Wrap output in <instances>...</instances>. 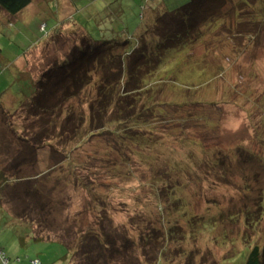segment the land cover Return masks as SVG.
Here are the masks:
<instances>
[{"label": "rangeland", "instance_id": "rangeland-1", "mask_svg": "<svg viewBox=\"0 0 264 264\" xmlns=\"http://www.w3.org/2000/svg\"><path fill=\"white\" fill-rule=\"evenodd\" d=\"M40 1L34 0L25 17L19 19V15H15L12 25H0L3 28L0 31V46L4 45L11 64L57 22L54 18L56 13L60 19L69 21L72 13L67 9L69 4L79 9L74 16L86 21L84 25L94 37L108 40L113 36L127 41L126 50H131L137 47V39L140 44L139 34L141 28L149 23L148 14L155 16L159 10L175 11L190 0H44L47 9L53 10L54 15L51 16L39 10ZM211 1L206 4L207 7H210ZM218 1L225 3V0ZM224 3L221 10H218L219 3L213 5V15L218 16V20H225L219 22L220 26L208 29L206 22V29L191 39L187 49L179 52L178 47L172 52L166 50L162 57L165 65H160V69L157 63L152 66V69L158 68L156 72L159 71L155 80L165 78L163 73L167 69L172 80L153 88V91L161 88V94L154 103L165 113L156 112V127L142 125L141 134L125 139L124 143L113 140L108 143L100 137L85 144V158L81 156L78 160L94 169L96 174L92 176L94 181L90 177L78 181L81 186L93 187L90 193L97 197L96 201L90 203L86 199L89 195L87 191L75 185L78 173L73 166L67 167L69 171L62 166L49 171L50 178L41 186L51 190L52 203L55 204L52 220L63 221L69 209L72 215L70 221L77 217V222L84 226L90 218L96 220L94 213L97 206L108 208L111 220L117 223L129 224L137 215L138 228L155 232L176 225L184 231L187 229L191 237L190 221L194 216L208 220L213 218L211 230L220 235L223 229L230 228L233 244L221 247L213 238H203L200 234L196 245L201 248L202 254L219 261L228 253L231 252L232 256L246 247L237 235L249 228L247 218L257 207L260 189H264V30L263 34L256 29L252 30V35L248 34L236 21V10H240L241 6L232 1L228 2L229 5ZM202 10L205 12L207 8ZM35 11L37 14L33 20ZM213 23H217L216 20ZM228 26L232 31L228 30ZM18 29L25 33L16 35ZM6 41L9 46L4 44ZM215 46H221L219 52ZM58 47L63 45L59 43ZM121 51L123 49L116 52ZM20 59L16 66L19 65L22 77L29 82L21 97L15 99L16 96L11 103V112L31 95L34 87L31 71L36 58L23 53ZM14 68L18 69L15 66L9 69L15 72ZM10 70L1 71V76L6 80L13 77L14 86L20 87L14 80L17 74L12 76ZM174 74L176 78H173ZM203 76L209 79L200 84ZM93 94H97L96 88ZM1 115V122L4 123L5 115ZM40 156L47 170L56 163H52L50 158L45 161L48 156L44 151ZM58 179L63 182L59 180L58 183ZM159 202L162 203L158 208ZM90 208H93L92 212H89ZM10 211L0 202V243L7 248L14 264H22L17 258L26 260L27 255L40 257L43 264H53L66 253V248L59 243L33 240L34 232L19 223ZM127 215L132 216L131 221ZM145 218L151 223H146ZM106 224L113 228L108 218ZM248 232L250 246L256 243L264 245V212L256 231L251 228ZM194 243H189L188 247L193 249ZM201 260L202 255L199 262ZM68 262L58 260L55 264ZM222 264H245V260L237 256L232 261L223 260Z\"/></svg>", "mask_w": 264, "mask_h": 264}, {"label": "trees", "instance_id": "trees-1", "mask_svg": "<svg viewBox=\"0 0 264 264\" xmlns=\"http://www.w3.org/2000/svg\"><path fill=\"white\" fill-rule=\"evenodd\" d=\"M209 1L211 0H190L175 11L159 10L155 16L148 14L149 23L141 28L139 34L140 44L137 39V47L131 50H126L127 41H120L113 36L108 40L97 39L85 27V20H78L71 15L68 21L66 18L60 19L56 13L54 18L57 22L49 30L46 27V34L24 50L23 53L36 58L31 71L34 87L31 95L22 101L17 110L11 112V109L2 108L1 113L6 118L2 125L6 129L0 133V202L11 210L19 223L22 222L34 232L33 240L59 243L66 248V253L53 264L58 260L71 261V264H222L223 260L232 261L237 256L243 258L245 264H264V245L256 243L250 246L248 232L251 228L256 231L262 219L263 188L258 194L256 209H253L252 214L247 212L251 214L247 218L249 228L237 235L246 246L244 251L238 250L232 256L230 252L218 261L208 259L196 245L200 234L203 238H213L221 247L233 244L230 228L223 229L220 235H215L216 232L211 230L214 226L213 218L208 220L194 216L190 221L192 232L189 237L187 229L184 231L181 226L176 225L160 228L155 232L138 228L137 215L132 221V216L130 218L127 215L131 221L129 224L122 221L117 223L110 218L112 215L108 208L96 206V220L92 221L90 218L88 222L87 219L88 224L83 226L77 222V217H74L73 222L70 221L69 217L72 215L69 209L63 221L52 220L51 213L55 204L52 203L51 190H45L41 186L50 178L49 171H54L56 166H62L68 171L73 166V170L78 173L75 183L77 186L80 178L90 177L94 181L92 176L96 174L95 170L78 160L81 156L84 157L83 148L87 147L86 143L100 137L108 143L111 140L124 143L125 139H133L136 134H141L142 125L156 127V112L163 115L165 113L162 112V107L154 103L161 94V88L155 91L153 88L165 81H172L168 69L163 73L165 78L154 79L158 78L159 71H156L160 65H165L162 60L164 53L166 50L172 52L177 47L178 52L187 49L191 39H195L206 29V22L208 29H211L225 21L218 20L219 17L213 15V5L219 3L218 10H221L224 2L212 0L210 7H207ZM231 1L241 6L240 10H235L238 11L236 21L242 24L243 30L251 35L255 29L262 33L264 0H225L226 5ZM31 2L32 0H0V10L15 16ZM203 7L207 8L205 12ZM76 10L79 9L76 7ZM215 20L217 23H213ZM49 24L48 22V26ZM228 30L232 31V28L228 26ZM224 31L229 33L225 29ZM232 42L235 45L234 38ZM59 43L63 45L62 48L58 47ZM119 49H123L122 53L116 52ZM220 49L221 46H215L216 51L219 52ZM155 63L158 68L152 69ZM190 69L194 71L192 67ZM9 70L0 67V76L1 71ZM10 72L12 76L16 75L13 69ZM12 78L7 77V89L13 88L14 94L21 97L19 94L23 93V88L20 91L18 86L15 87ZM173 78H176L175 74ZM206 78L208 77L203 76L200 84ZM14 80L17 81V77ZM27 86L28 82L25 89ZM95 88L96 95L93 94ZM19 110L20 114L17 115ZM43 151L48 156L45 161L50 158L51 162H56L50 166V170L42 164L44 160L40 155ZM59 180L60 183L63 182L58 179V183ZM79 186L89 194L86 199L90 203L97 200L90 193L93 187ZM160 203L162 202L157 204L158 208ZM99 209L104 211L99 212ZM92 210L90 208L89 212ZM159 213L163 214L161 210ZM107 218L113 228L106 224ZM144 220L151 223L148 218ZM192 242H196L193 249L188 247ZM0 251L10 259V264H14L7 254V248L1 243ZM200 255L202 262H199ZM26 260L30 264H36L35 261L43 264V260L36 256L27 255ZM17 261L25 260L18 257ZM0 262L4 264L1 258Z\"/></svg>", "mask_w": 264, "mask_h": 264}, {"label": "crops", "instance_id": "crops-1", "mask_svg": "<svg viewBox=\"0 0 264 264\" xmlns=\"http://www.w3.org/2000/svg\"><path fill=\"white\" fill-rule=\"evenodd\" d=\"M33 4H34V0H32V2L30 3V5H28L24 10H22L21 12H19L18 14H16V15H19V19H21V18H23V17H25L26 16V13H27V11H29L30 9H31V7L33 6ZM39 5H40V8H39V10L40 11H42L45 15H47V16H51V15H53L52 13H53V10H52V8H49V9H47V7H46V3H45V1L44 0H42V1H40L39 3H38ZM68 4V3H67ZM70 5V8H68L67 7V9H68V11L70 10V11H72V13H70V16L72 15H75L76 14V12H77V10H76V8L75 7H73L71 4H69ZM37 13H36V11L34 12V17L32 18L33 20H34V18H35V15H36ZM13 18H14V16H10L9 14H7L6 12H4L3 10H0V25H4V23H8L9 24V26L10 25H12L13 24ZM3 30V28H1L0 27V31H2ZM16 32V35H21V34H23V33H25V31L22 33V30H20V29H18V30H16L15 31ZM4 44H7L8 45V43H7V41L4 43ZM9 46V45H8ZM22 55V54H21ZM20 54H19V56H18V59H17V61H16V63L14 64H11V61H10V58L7 56V54H6V52H5V50H4V45H2V46H0V67L1 68H10V67H12V66H15V67H18V69H16V68H14L15 69V73L17 74V81H18V84L20 85V87H18L19 88V90L21 91V86H22V88H23V90L25 89V87H26V85H27V82H29L27 79H26V77H22V75L23 74H21V69L19 68V65L18 66H16V64H18V61L20 62L21 61V59L23 58H21L20 60H19V57L21 56ZM7 80L6 79H3V77L2 76H0V85L3 83V82H5L2 86H1V88H0V94H1V97H0V133H2V132H5V127H4V125H2V122H1V112H2V108H4V109H6V110H9L10 108H11V103L13 102V100H14V98L15 99H18V98H20V97H18V95H16V94H14V92H13V88H11V90H10V92L9 93H6V91L8 90L7 89V82H6ZM22 82V83H21ZM16 93V92H15ZM21 93V92H20ZM20 95V94H19ZM1 135V134H0ZM0 219H1V215H0ZM22 264L24 263H26V264H30L27 260H25V261H23V262H21Z\"/></svg>", "mask_w": 264, "mask_h": 264}, {"label": "built area", "instance_id": "built-area-1", "mask_svg": "<svg viewBox=\"0 0 264 264\" xmlns=\"http://www.w3.org/2000/svg\"><path fill=\"white\" fill-rule=\"evenodd\" d=\"M0 258L2 259L4 264H10V259H8L7 256L1 251H0ZM35 263L37 264L38 261H35Z\"/></svg>", "mask_w": 264, "mask_h": 264}]
</instances>
